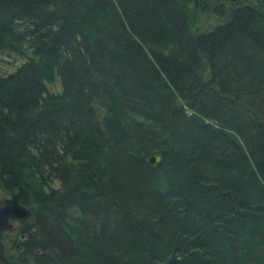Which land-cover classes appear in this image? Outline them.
Instances as JSON below:
<instances>
[{
  "label": "trees",
  "instance_id": "16d2710c",
  "mask_svg": "<svg viewBox=\"0 0 264 264\" xmlns=\"http://www.w3.org/2000/svg\"><path fill=\"white\" fill-rule=\"evenodd\" d=\"M213 1L0 0V264H264V0Z\"/></svg>",
  "mask_w": 264,
  "mask_h": 264
},
{
  "label": "rangeland",
  "instance_id": "374dc122",
  "mask_svg": "<svg viewBox=\"0 0 264 264\" xmlns=\"http://www.w3.org/2000/svg\"><path fill=\"white\" fill-rule=\"evenodd\" d=\"M219 3L218 0L213 1ZM198 28L204 29L215 24L216 18L213 13L198 12L197 14ZM170 46L160 45V49L168 50ZM39 58L35 54L34 48L30 41L25 40L15 45L12 51L0 52V74L7 75L14 72L25 62L30 60H38ZM44 83L46 85L47 92L51 95L60 93L63 89V79L58 74L56 68H52L51 71L44 72ZM101 124L104 126V122ZM27 167V164H26ZM27 175L30 181L35 187L42 191H49L51 189H57L59 187L58 181L51 179L44 172L42 167H37L34 164H29L27 167ZM11 200L10 197L3 192L0 188V240L5 244H10L11 240L18 238V223L10 215Z\"/></svg>",
  "mask_w": 264,
  "mask_h": 264
},
{
  "label": "water",
  "instance_id": "95a60500",
  "mask_svg": "<svg viewBox=\"0 0 264 264\" xmlns=\"http://www.w3.org/2000/svg\"><path fill=\"white\" fill-rule=\"evenodd\" d=\"M159 159H160L159 156L154 155V156L148 158V159H147V162H148L150 165L154 166V165H156V163H158Z\"/></svg>",
  "mask_w": 264,
  "mask_h": 264
},
{
  "label": "bare ground",
  "instance_id": "6f19581e",
  "mask_svg": "<svg viewBox=\"0 0 264 264\" xmlns=\"http://www.w3.org/2000/svg\"><path fill=\"white\" fill-rule=\"evenodd\" d=\"M154 155H156V156H159L160 158H161V156L159 155V154H151V155H148L146 158H145V161L147 162V159L148 158H150V157H152V156H154ZM159 161H160V159H159ZM158 161V162H159ZM148 163V162H147ZM149 164V163H148ZM157 164V163H156ZM150 165V164H149ZM152 166V165H151ZM155 166V165H154Z\"/></svg>",
  "mask_w": 264,
  "mask_h": 264
},
{
  "label": "flooded vegetation",
  "instance_id": "af4514ba",
  "mask_svg": "<svg viewBox=\"0 0 264 264\" xmlns=\"http://www.w3.org/2000/svg\"><path fill=\"white\" fill-rule=\"evenodd\" d=\"M257 3H260L261 2V0H255Z\"/></svg>",
  "mask_w": 264,
  "mask_h": 264
}]
</instances>
